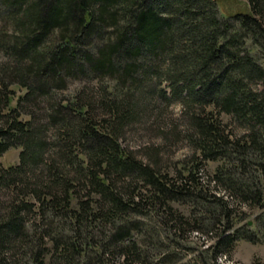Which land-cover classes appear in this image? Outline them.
Segmentation results:
<instances>
[{
    "label": "trees",
    "instance_id": "obj_1",
    "mask_svg": "<svg viewBox=\"0 0 264 264\" xmlns=\"http://www.w3.org/2000/svg\"><path fill=\"white\" fill-rule=\"evenodd\" d=\"M159 98L195 151L173 168L122 143ZM14 146L0 264H217L262 242L264 0H0V155ZM193 230L212 240L186 257Z\"/></svg>",
    "mask_w": 264,
    "mask_h": 264
},
{
    "label": "rangeland",
    "instance_id": "obj_2",
    "mask_svg": "<svg viewBox=\"0 0 264 264\" xmlns=\"http://www.w3.org/2000/svg\"><path fill=\"white\" fill-rule=\"evenodd\" d=\"M222 11H236L246 7L247 0H219ZM162 85H165L163 82ZM146 91L150 92L152 88L147 85ZM168 92L170 88H167ZM23 91L19 90L18 93ZM151 93V92H150ZM154 97V96H153ZM152 99V98H151ZM148 104L147 109H151L148 114L143 116L140 122L133 123L127 130L126 135L122 139L124 145H129L134 149L139 156L147 158V147H158L160 149L161 164L166 165L167 168L175 167L181 162H188L192 159L194 149L188 144L187 139L183 136L186 119L184 115V107L181 102L174 101L167 103L165 99H155ZM16 100L14 99V102ZM161 131L168 132L166 139ZM170 132L173 134L170 136ZM176 133L180 137H176ZM175 135V136H174ZM20 146L10 147L8 150L0 155V161L4 165L15 163L19 160ZM205 169L209 174H212L216 161H206ZM206 175V171L202 170ZM244 210L247 212L248 220L258 214L262 208L251 209L243 205ZM157 224V223H156ZM157 226H159L157 224ZM182 241L186 246H190L192 250L183 247L180 251L181 254H197L206 245L211 237L206 233H198L197 231H188L183 234ZM190 250V251H189ZM217 264H264V240L262 242H251L248 240H239L235 247L232 249L231 256H223L219 258Z\"/></svg>",
    "mask_w": 264,
    "mask_h": 264
}]
</instances>
